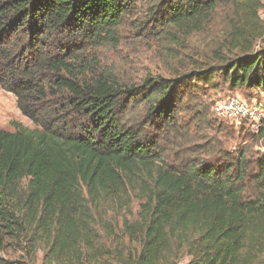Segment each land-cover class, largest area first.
Instances as JSON below:
<instances>
[{"label":"trees","instance_id":"obj_1","mask_svg":"<svg viewBox=\"0 0 264 264\" xmlns=\"http://www.w3.org/2000/svg\"><path fill=\"white\" fill-rule=\"evenodd\" d=\"M131 1L0 0V88L34 125L0 130V222L47 264H264V154L253 166L244 150L168 165L127 115L144 105L148 121L174 125L178 85L128 87L99 69L93 50L117 48ZM217 2L156 13L189 34ZM233 6L230 46L240 54L223 58V76L264 93L262 4Z\"/></svg>","mask_w":264,"mask_h":264},{"label":"rangeland","instance_id":"obj_2","mask_svg":"<svg viewBox=\"0 0 264 264\" xmlns=\"http://www.w3.org/2000/svg\"><path fill=\"white\" fill-rule=\"evenodd\" d=\"M179 1L132 0L117 29V48L93 50L99 69L113 72L128 87L143 88L147 80L156 78L174 80L178 85L174 125L164 128L148 121L144 105L134 106L132 114L127 115L139 123L147 136H155L168 165L180 169L193 161H211L217 151L227 159L244 150L253 166L264 154V125L262 130L253 129L258 120L260 124L264 121V93L246 86H231L221 69L223 58L240 54L230 46L240 11L235 10L233 0H218L211 21L201 31L186 34L162 26L163 14L156 13ZM260 2L258 17L264 23V0ZM258 46L259 41L254 50ZM202 72L206 73L200 79L192 76ZM231 96L246 102L252 115L239 123L219 117L214 106ZM12 122L34 128L19 112L16 97L0 88V130L13 132ZM3 226L0 222V264H47L42 251L32 253L25 234ZM187 260L184 257L179 264H186Z\"/></svg>","mask_w":264,"mask_h":264},{"label":"built area","instance_id":"obj_3","mask_svg":"<svg viewBox=\"0 0 264 264\" xmlns=\"http://www.w3.org/2000/svg\"><path fill=\"white\" fill-rule=\"evenodd\" d=\"M214 111L219 117L230 121H236L237 123L243 118L252 115L246 102L238 96H231L222 100L214 106ZM262 125H264V121L260 124V120H258L253 126V129L258 130L263 127Z\"/></svg>","mask_w":264,"mask_h":264},{"label":"crops","instance_id":"obj_4","mask_svg":"<svg viewBox=\"0 0 264 264\" xmlns=\"http://www.w3.org/2000/svg\"><path fill=\"white\" fill-rule=\"evenodd\" d=\"M263 98H264V96H263Z\"/></svg>","mask_w":264,"mask_h":264}]
</instances>
